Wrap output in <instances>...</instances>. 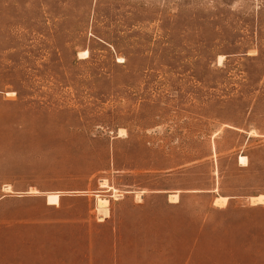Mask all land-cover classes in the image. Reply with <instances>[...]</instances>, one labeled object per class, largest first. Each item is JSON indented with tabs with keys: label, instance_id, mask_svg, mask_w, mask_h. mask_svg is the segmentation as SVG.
Segmentation results:
<instances>
[{
	"label": "rangeland",
	"instance_id": "374dc122",
	"mask_svg": "<svg viewBox=\"0 0 264 264\" xmlns=\"http://www.w3.org/2000/svg\"><path fill=\"white\" fill-rule=\"evenodd\" d=\"M258 196L264 0H0V264H264Z\"/></svg>",
	"mask_w": 264,
	"mask_h": 264
},
{
	"label": "bare ground",
	"instance_id": "6f19581e",
	"mask_svg": "<svg viewBox=\"0 0 264 264\" xmlns=\"http://www.w3.org/2000/svg\"><path fill=\"white\" fill-rule=\"evenodd\" d=\"M84 54H88V52H84V53H81V55H84ZM12 93H10L9 95H11ZM240 163L243 165V166H247L248 165V158L247 157H245V156H241L240 157ZM103 184H104V182H103ZM8 189H9V187H8ZM175 197L177 198L178 196L177 195H175ZM175 198V199H176ZM218 200H222V202L224 203V204H226L227 203V201H228V198H219ZM252 200V203L253 204H255L256 205V203H260L261 201H263L264 200V196H259V197H256V198H252L251 199ZM47 202H48V204H51V205H58L59 204V202H60V196L59 195H57V194H49L48 195V197H47ZM218 202V201H217ZM216 202V203H217ZM108 204H109V200L108 199H104V198H100L99 200H98V206L99 207H108Z\"/></svg>",
	"mask_w": 264,
	"mask_h": 264
},
{
	"label": "crops",
	"instance_id": "0c3cea01",
	"mask_svg": "<svg viewBox=\"0 0 264 264\" xmlns=\"http://www.w3.org/2000/svg\"><path fill=\"white\" fill-rule=\"evenodd\" d=\"M259 197V196H258ZM253 198H256V197H253ZM229 200V199H228ZM49 205H51V204H49Z\"/></svg>",
	"mask_w": 264,
	"mask_h": 264
}]
</instances>
